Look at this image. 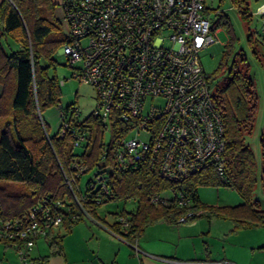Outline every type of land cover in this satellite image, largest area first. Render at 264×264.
<instances>
[{"label":"built area","instance_id":"1","mask_svg":"<svg viewBox=\"0 0 264 264\" xmlns=\"http://www.w3.org/2000/svg\"><path fill=\"white\" fill-rule=\"evenodd\" d=\"M59 6L69 38L61 52L69 66L78 64L72 76L93 88L95 104L90 114L104 128L110 115L128 128L114 153L116 167L148 164L172 182L209 167L223 176L224 125L213 99L214 83H208L199 61V52L215 42L218 10L212 19L207 17L205 0H59ZM259 8L264 24V3ZM71 113L77 115L75 109ZM71 113L58 111L57 131L61 136L72 132L78 145L87 140L88 132L72 126ZM112 169L104 164L89 177L88 187L96 188L97 203L111 194ZM61 171L68 195L44 196L22 216L0 225V237L8 240L24 263L31 261L35 241L60 226L72 208L78 212L73 217L84 214L94 220L80 203L84 193L76 196L72 188L87 171L86 165L74 159L68 174ZM148 200L185 208L178 223L203 212L192 208V199L178 188L150 194ZM114 221L122 229L129 226L118 214ZM186 263L235 264L228 260Z\"/></svg>","mask_w":264,"mask_h":264},{"label":"trees","instance_id":"2","mask_svg":"<svg viewBox=\"0 0 264 264\" xmlns=\"http://www.w3.org/2000/svg\"><path fill=\"white\" fill-rule=\"evenodd\" d=\"M54 7L51 0H2L0 3V225L5 220L22 216L27 208L44 196L68 195L61 168L68 174V164L76 159L86 165L88 175L81 185V173L72 188L76 196L79 191L84 193L85 197L80 203L92 218H97V208L106 201L136 200L134 209L115 212L128 220L126 229H122L116 221L109 225L113 232L130 240L138 237L146 225L159 219L177 223L185 208L154 205L148 200L150 194L169 188H178L188 195L192 199V208L202 209L199 216H205L207 220H230L232 231L263 226L264 208L257 201L250 200L256 182L255 159L244 142V135L253 128L257 106L254 82L247 68H240L233 62L220 86L214 83L213 99L224 125L223 176L215 168L209 167L189 175L181 182H172L159 177L148 164L120 169L115 165L114 153L119 139L128 132L126 125L110 115V139L105 143L102 132L104 125L100 119L90 114L78 121L71 113V109H75L73 106L62 108L58 105L59 82L55 75L48 73L47 68L53 61V53L69 38ZM220 12L218 10L213 28L220 23L229 24L227 17ZM226 27L229 30V26ZM10 42L16 46L13 47ZM41 59L47 64H41ZM221 68L219 63L213 73L205 74L209 84H213ZM53 105L58 106L59 110H70L72 126H78V131L88 132L87 140L76 145L72 132H65L62 136L57 130L53 135L48 133L41 114L45 108ZM77 146L84 148L76 152ZM260 146L264 175V131ZM104 164L113 166L108 177L111 194L97 203L96 188L88 187L89 177ZM208 184L235 189L242 202L231 206L202 203L197 189L200 185ZM76 211V208H72L64 215L61 225L65 231L82 219L79 215L72 216L78 214ZM61 236H50L49 245L53 251L59 250ZM0 241L10 245L8 240L1 237Z\"/></svg>","mask_w":264,"mask_h":264},{"label":"rangeland","instance_id":"3","mask_svg":"<svg viewBox=\"0 0 264 264\" xmlns=\"http://www.w3.org/2000/svg\"><path fill=\"white\" fill-rule=\"evenodd\" d=\"M264 0H205L204 14L213 18L215 9L220 10L227 17L228 25H216L214 36L215 42L203 48L199 52V61L202 69L206 74L214 72L216 67L221 63L222 68L215 75L214 82L220 84L226 79L228 70L232 63L235 62L238 67L247 68L248 74L254 82V87L257 94V106L254 117V124L251 132L244 135V142L252 150L255 166H256V182L251 191L250 200L257 201L261 208H264V175L262 174V158L260 137L264 131V24L263 15L259 8L260 3ZM218 18V17H217ZM226 26H229L227 30ZM63 30L65 27L63 25ZM13 47L16 46L10 42ZM62 47V46H61ZM59 47L52 55V63L47 68L50 75H55L59 82V102L62 108L73 106L77 112L76 118L78 121L84 120L90 115L94 108V91L90 84L81 82L72 76L75 66H69L65 55ZM41 64H47L46 61L40 60ZM58 106H50L42 111V117L48 128V133L53 135L58 124ZM62 121V120H61ZM132 135L131 133L128 134ZM110 139V128H104L103 141L107 143ZM83 146H77L76 152H81ZM62 172V171H61ZM63 174V173H62ZM88 173L84 172L81 177V185ZM200 201L207 205L216 206H231L242 202L238 192L225 185H200L197 189ZM136 204L135 199L124 201L122 199H114L102 203L97 208L98 215H105L108 221H113L115 212L122 209L132 210ZM82 220H90L86 215H82ZM207 218L200 216L195 221H199L203 229L208 230L206 226ZM230 221V220H229ZM228 219L220 218L211 228L212 232H217L228 227L230 224ZM198 229V228H197ZM218 247V245H217ZM18 262H21L16 257ZM20 264V263H19ZM22 264V263H21Z\"/></svg>","mask_w":264,"mask_h":264},{"label":"crops","instance_id":"4","mask_svg":"<svg viewBox=\"0 0 264 264\" xmlns=\"http://www.w3.org/2000/svg\"><path fill=\"white\" fill-rule=\"evenodd\" d=\"M51 1L56 16L61 18L59 0ZM196 218L180 223L159 219L130 240L110 229L114 219L108 221L97 213L96 219L82 218L68 231L61 225L53 228L49 236L39 237L27 263L19 259L12 246L0 241V264H187L190 260L264 264V225L232 231L228 220V227L212 232L218 218L206 219L208 230ZM58 235H62L59 250L53 251L49 239Z\"/></svg>","mask_w":264,"mask_h":264}]
</instances>
